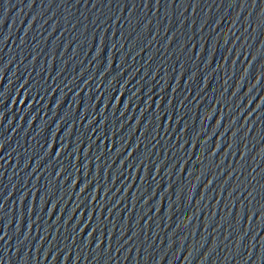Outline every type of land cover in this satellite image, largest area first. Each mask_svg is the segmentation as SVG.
<instances>
[{
  "label": "water",
  "instance_id": "water-1",
  "mask_svg": "<svg viewBox=\"0 0 264 264\" xmlns=\"http://www.w3.org/2000/svg\"><path fill=\"white\" fill-rule=\"evenodd\" d=\"M0 93L179 264H264V0H0Z\"/></svg>",
  "mask_w": 264,
  "mask_h": 264
}]
</instances>
